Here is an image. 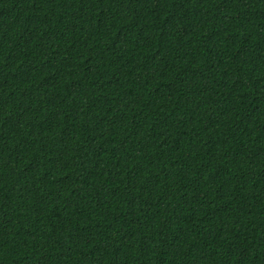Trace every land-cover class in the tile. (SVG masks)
I'll return each instance as SVG.
<instances>
[{
	"label": "trees",
	"instance_id": "obj_1",
	"mask_svg": "<svg viewBox=\"0 0 264 264\" xmlns=\"http://www.w3.org/2000/svg\"><path fill=\"white\" fill-rule=\"evenodd\" d=\"M0 264H264V0H0Z\"/></svg>",
	"mask_w": 264,
	"mask_h": 264
}]
</instances>
